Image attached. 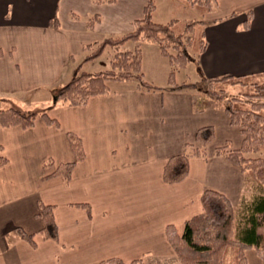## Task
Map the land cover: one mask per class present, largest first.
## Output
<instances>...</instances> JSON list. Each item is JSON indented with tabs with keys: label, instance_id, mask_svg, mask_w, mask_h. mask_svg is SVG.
<instances>
[{
	"label": "crops",
	"instance_id": "obj_1",
	"mask_svg": "<svg viewBox=\"0 0 264 264\" xmlns=\"http://www.w3.org/2000/svg\"><path fill=\"white\" fill-rule=\"evenodd\" d=\"M148 1L0 0V102L35 101L36 94L46 93L42 111L55 121L37 117L29 127L0 126V157L7 159L0 166V264H96L109 258L163 264L175 257L166 226L181 233L184 222L200 212L203 190L219 191L238 204L244 175L214 149L227 140L237 148L240 130L221 110L194 112L189 91L146 77L162 90L113 82L84 105L50 103L78 67L97 60L84 61L83 47L128 32ZM178 1L185 11L194 7ZM249 10L252 18L243 28ZM92 15L100 21L90 31L86 22ZM54 18L58 25L49 26ZM196 19L203 20L206 48L192 63L202 77L264 71V0H214L213 10L203 15L198 10ZM142 46L164 78V57L155 45L142 43L143 61ZM204 126L214 130L206 158H191L183 181L165 183L167 159L193 143ZM68 133L80 139L84 157L68 180L51 177L60 164L75 160ZM39 202L53 206L58 237L36 234L32 246L15 230L43 227L36 216ZM248 253L247 264H262Z\"/></svg>",
	"mask_w": 264,
	"mask_h": 264
},
{
	"label": "trees",
	"instance_id": "obj_2",
	"mask_svg": "<svg viewBox=\"0 0 264 264\" xmlns=\"http://www.w3.org/2000/svg\"><path fill=\"white\" fill-rule=\"evenodd\" d=\"M151 1L149 0L145 6L143 17L134 20L128 32L106 36L93 45L83 47L84 61L97 59L107 47L111 48L113 53L109 60V68L89 72L78 67L71 79L59 89L58 96L53 99L54 103L84 105L90 97L107 93L110 90V82L134 81L139 88L146 91L162 90L161 86L145 80L141 70V44L155 45L169 64L166 85L173 89L189 91L194 112L221 110L228 117L230 124L239 128L242 136L240 145L233 148L227 140L214 149V155L222 156L238 167L247 183H244L246 195L243 191L237 206L219 191L203 190L199 198L200 212L184 222L181 233H178L173 225L166 226V239L180 264H247L245 257L247 250H254L264 264V157L249 156L264 152V71L250 75L223 73L206 77L207 85L200 92L193 91L194 83L175 82L176 71L186 68L188 63L200 57L206 48L203 20L181 21L172 18L166 23L155 22L151 17L155 6ZM183 1L186 5L196 7L202 15L213 10L214 0ZM95 2L99 4L113 0ZM245 15L243 28L249 26L252 12L246 11ZM99 21L98 15L88 17L86 22L88 30L92 31ZM57 25L56 18L50 20L49 26ZM128 44L132 45L131 49L127 48ZM229 87L239 90L232 93ZM37 117L44 118L48 123H55L45 111L36 113L9 107L0 109V126L29 127ZM68 140L75 160L60 164L49 175L51 177L63 175L68 180L75 162L84 157L80 139L68 133ZM213 140L212 126L198 128L194 142L186 143L181 153L167 159L162 172L163 181L167 184L183 181L188 176L189 160L193 157L206 158V145ZM6 163L7 159L0 157V166ZM77 206L89 211L88 205ZM38 208L36 216L43 222V227L39 231L26 233L19 228L15 230L21 239L32 246H35L36 234L50 240H57L58 237L53 206L39 202ZM96 264L145 263L140 258L131 260L109 258Z\"/></svg>",
	"mask_w": 264,
	"mask_h": 264
},
{
	"label": "rangeland",
	"instance_id": "obj_3",
	"mask_svg": "<svg viewBox=\"0 0 264 264\" xmlns=\"http://www.w3.org/2000/svg\"><path fill=\"white\" fill-rule=\"evenodd\" d=\"M151 2L157 8V10H155V13L152 14V19L155 22L166 23L167 21H169L172 18L179 19L181 21H188L191 19H194V20L196 19L198 9L196 7H193L192 9L185 11L184 9H182L181 3L178 0H152ZM101 4H103V3H101ZM9 14H11V13L9 12ZM108 30L110 31L111 28H109ZM109 35L113 36V34H109ZM127 48L131 49L132 45L128 44ZM142 48L144 49L143 46H142ZM145 50L146 49H144V54H143L144 61L142 59V65H141L142 72H145L144 79L146 80V77L147 78L155 77L156 79L160 80L162 83H165L167 80V74L169 71V64H168L167 59H165V58L161 59V60H164L162 62H163V64H165L164 65L165 71L167 70L166 75L163 78V76H161V77L159 76V73L161 75L160 66H159V70H158L159 64L155 66L156 59L151 54H149V53L146 54ZM112 53H113L112 49L107 47L102 52V54L97 58V60L87 62L86 65L82 66L81 70L82 71H89V72H97V71H103V70L109 68V60L112 56ZM84 64H85V62H84ZM174 80L177 83H181L183 81L194 83L195 88L193 91H198V92L202 91L205 88V86L207 85L206 77L203 78L201 76V74H199V72L197 71V66L195 65V63H192V62L188 63L186 68H183V69L176 71L175 76H174ZM131 82H128V84L132 85ZM113 85H114V83H111V82L109 83L110 87H112ZM229 88L231 89V90L229 89V91H231L232 93L237 92L239 90L235 87H229ZM36 96L37 97L35 98V101H29V100L22 101L20 99L19 100L15 99L12 101V100L7 99L4 102H0V109L15 107L16 109H19V110L40 113V112H42V109H46L45 105H47V104L43 103V101L47 98V95H46V93L42 92L39 95L36 94ZM55 96L56 97L58 96V92L55 94ZM52 102H53V97H52L50 103H52ZM249 156L250 157H258V156L264 157V152L255 153V154H252ZM244 183H246V181H244ZM244 189H246V188H244ZM244 192L246 195L247 190H244ZM249 193H247V194H249ZM234 206H237V205H234ZM250 251H253L255 253L254 250H247L245 252V257L249 254L248 252H250ZM251 254H253V253H251ZM255 255H256V253H255ZM255 257H257L258 259ZM255 257H254V261L258 260L262 263V261L260 260V258L257 255ZM162 263L163 264H180L175 257L172 259H168V258L164 259Z\"/></svg>",
	"mask_w": 264,
	"mask_h": 264
}]
</instances>
